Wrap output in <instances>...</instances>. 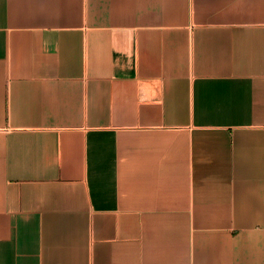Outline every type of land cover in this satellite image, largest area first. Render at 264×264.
<instances>
[{"label":"crops","instance_id":"1","mask_svg":"<svg viewBox=\"0 0 264 264\" xmlns=\"http://www.w3.org/2000/svg\"><path fill=\"white\" fill-rule=\"evenodd\" d=\"M0 264H264V0H0Z\"/></svg>","mask_w":264,"mask_h":264}]
</instances>
